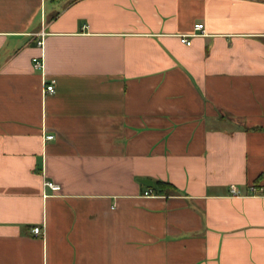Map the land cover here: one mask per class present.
<instances>
[{"label":"crops","instance_id":"1","mask_svg":"<svg viewBox=\"0 0 264 264\" xmlns=\"http://www.w3.org/2000/svg\"><path fill=\"white\" fill-rule=\"evenodd\" d=\"M0 264H264V0H0Z\"/></svg>","mask_w":264,"mask_h":264},{"label":"built area","instance_id":"2","mask_svg":"<svg viewBox=\"0 0 264 264\" xmlns=\"http://www.w3.org/2000/svg\"><path fill=\"white\" fill-rule=\"evenodd\" d=\"M206 35V32H205V27H204V24L202 23H198L195 25L194 27V33L192 35H183L181 36V41L182 43L190 46L191 45V40L190 38L191 37H196V36H205ZM40 37H41V40L38 42L39 46L40 47H43L44 46V37H45V34L42 33L40 34ZM33 67L35 70L37 71H43L44 68H45V63H44V56L42 54V56L40 58H34L33 59ZM55 81H51L50 83H45V87H44V91L43 93L46 95V94H53L55 93ZM46 140H52L54 138V136H46L45 137ZM46 187H48L49 189H51L52 191L56 192V191H59L60 190V187L59 185H56L54 183H51V182H47L46 183ZM232 192L237 195L238 194V191L235 187H232ZM251 191L253 193H257L258 191V188L255 187V186H252L251 187ZM149 193H146V195H148ZM33 233L35 235H43V230L42 228L40 227H37L33 230Z\"/></svg>","mask_w":264,"mask_h":264},{"label":"trees","instance_id":"3","mask_svg":"<svg viewBox=\"0 0 264 264\" xmlns=\"http://www.w3.org/2000/svg\"><path fill=\"white\" fill-rule=\"evenodd\" d=\"M169 190H175V187H173V185L168 184V183H163V182H159L158 183V188H157V192L160 194H166L169 193Z\"/></svg>","mask_w":264,"mask_h":264},{"label":"water","instance_id":"4","mask_svg":"<svg viewBox=\"0 0 264 264\" xmlns=\"http://www.w3.org/2000/svg\"><path fill=\"white\" fill-rule=\"evenodd\" d=\"M146 187L148 188H153L154 187V184L152 181H149V180H142L141 181Z\"/></svg>","mask_w":264,"mask_h":264}]
</instances>
